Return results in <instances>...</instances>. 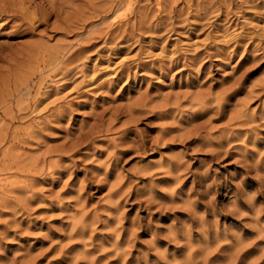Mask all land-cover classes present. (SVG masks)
<instances>
[{
  "label": "rangeland",
  "instance_id": "rangeland-1",
  "mask_svg": "<svg viewBox=\"0 0 264 264\" xmlns=\"http://www.w3.org/2000/svg\"><path fill=\"white\" fill-rule=\"evenodd\" d=\"M0 264H264V0H0Z\"/></svg>",
  "mask_w": 264,
  "mask_h": 264
}]
</instances>
